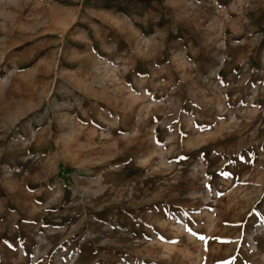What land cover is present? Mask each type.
Segmentation results:
<instances>
[{
    "label": "rangeland",
    "instance_id": "rangeland-1",
    "mask_svg": "<svg viewBox=\"0 0 264 264\" xmlns=\"http://www.w3.org/2000/svg\"><path fill=\"white\" fill-rule=\"evenodd\" d=\"M0 264H264V0H0Z\"/></svg>",
    "mask_w": 264,
    "mask_h": 264
}]
</instances>
